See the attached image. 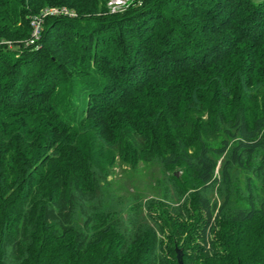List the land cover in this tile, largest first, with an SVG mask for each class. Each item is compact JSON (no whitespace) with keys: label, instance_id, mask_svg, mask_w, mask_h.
<instances>
[{"label":"trees","instance_id":"1","mask_svg":"<svg viewBox=\"0 0 264 264\" xmlns=\"http://www.w3.org/2000/svg\"><path fill=\"white\" fill-rule=\"evenodd\" d=\"M108 1L0 0V264H179L176 248L184 264H264V0H147L93 28L78 19ZM50 6L78 18H46L31 50L30 17ZM62 24L67 40L49 39ZM60 43L91 77H74ZM163 81L158 105L144 102ZM118 107L109 140L98 127ZM114 153L157 163L159 197L117 192ZM180 166L190 183L167 173Z\"/></svg>","mask_w":264,"mask_h":264},{"label":"rangeland","instance_id":"2","mask_svg":"<svg viewBox=\"0 0 264 264\" xmlns=\"http://www.w3.org/2000/svg\"><path fill=\"white\" fill-rule=\"evenodd\" d=\"M232 3V0H226L227 3ZM235 2L234 7L229 8V10L231 9H235L236 5H237V0H233ZM246 1H254V0H246ZM146 2L147 0H109L108 3L106 4V6L102 7L103 9H100L98 11H96L93 14L90 15H80V17L78 18V14L76 13V11L70 9L67 6H50L49 8H66L68 9L70 12H72V15L69 14H60L59 16H68V17H77L78 19H83V22H87L89 24H87V26H89L90 28L94 27V24L101 20L102 18L105 19L107 16L109 15H114V14H120V13H124L125 14V18H128L130 16V13H128L127 10H131L130 12L134 11H138L139 8H143L144 10H146L145 6H146ZM222 8V7H221ZM219 8V9H221ZM225 8H228V6H225ZM228 12V9H226ZM46 11V9L42 10L41 13L32 15L30 18V25H31V36L30 38L27 40L26 42V47H30L32 45H35V48H32L31 50H40L43 46L42 43V36H43V30H44V24L46 21V18L50 17V14H44ZM221 12V10H220ZM241 13V11H240ZM244 13V12H243ZM40 17L42 20V30H41V34L38 40H36L34 43L31 42L32 36H33V26H32V19L34 17ZM65 30L64 31H58V32H53V34L51 35V37L49 39H55L57 37V39L63 40L65 39V41L67 40L66 36H67V28L65 27V24L61 25ZM213 34L216 35V33H213L210 35L211 38H213L214 41H217L219 39L225 40L228 39V37H230L231 35H216L217 37H213ZM234 36H231V39H233ZM60 41L56 42L59 44ZM7 44V43H6ZM57 44V49L60 52L61 50H63L64 54L66 55L67 58V62L69 63L68 67L71 68L74 71V77H76V72L78 70L81 69V72L83 71V73H81L80 77L83 78H88L91 77V73L86 70L88 68L87 64L83 67V66H76L73 65L72 63V55L69 53H65L64 49H70V47H68V45L66 46L63 43H60L61 45ZM10 45V44H9ZM52 45V44H51ZM11 50L15 49V46L13 47H9ZM7 50V49H6ZM22 52H19V54H21ZM224 53V51H223ZM221 57H223V55L221 54ZM238 59V58H237ZM71 61V62H70ZM235 58L230 57L229 55H227V57H225L224 60H219L218 63L224 64V65H230V62H234ZM92 67L97 68L98 67L91 65ZM86 68V69H85ZM204 70V68L202 69ZM155 71V70H154ZM159 71V70H158ZM198 72V73H197ZM203 71H199L198 68H195L194 70V74H202ZM188 77V76H187ZM113 80V79H112ZM190 78H187V81H181L179 83L176 84V86H179L178 88H182V84H184L185 82H187V84H189ZM164 85V81L160 84V83H155L154 85H151L152 87H146V89H149V92L146 91V94L148 97L144 98V102L149 101L151 106H154L155 104L158 105V101H159V97L160 94H162L163 91H159L158 89ZM167 86V85H165ZM241 97V95H239ZM140 99V96H137L135 98H133L131 101H133L135 103V105L138 103V100ZM175 104L178 103V101H180L182 98V96L180 94H177L175 96ZM241 100H243V97L241 98ZM89 102V101H88ZM87 102V103H88ZM226 103H224V101H222V108H225ZM224 106V107H223ZM122 107H118L117 109L113 110L112 113L110 115H112V117H108V122H104L103 124L99 125V130H101L102 132H109L108 129L109 127H111V135L109 136L107 134V138H109V140H114V136L116 134V130L118 129L119 125H122L126 119H123L125 116H123L125 114V110L121 111ZM227 108V107H226ZM231 108V107H230ZM145 109V108H144ZM231 110V109H229ZM145 116L146 119L147 118H152L153 116H156L155 112L152 113L151 110H142L141 111ZM151 115V117L149 116ZM113 117H115V119H113ZM174 121V118L170 117V119L165 118V120H162L161 122H167L166 127L163 128L164 133H162V137L160 138V140H158V145L160 146L162 145L164 135L167 134L168 132V127H171L172 121ZM122 123V124H119ZM125 125V124H124ZM124 127V126H123ZM173 127V126H172ZM107 130V131H106ZM161 133V131H159ZM170 135V131L168 132V136ZM115 157H111L112 160L114 159L113 162V172L112 175H110V179L113 180V187L117 190V192H119L120 194H127V193H135L138 192L140 195H143L145 197H159V194L162 193V187L160 186L159 182L161 181V179L164 177V171L163 169H161V167L157 164V163H153L150 161L145 162L144 160H139L135 165V167L132 166V162H130L128 159H125L124 157H121L119 154L114 153ZM104 161V158H101ZM221 160L222 158L219 159V164L217 167V174L219 175V171H220V167H221ZM167 173L171 174L172 176H175L176 178L180 179L182 182H189L190 178L192 177V175L187 171V169L184 166H180V167H174L171 168L169 171H167ZM246 178V174L242 173L240 175V182L241 185H243L244 183V179ZM190 183V182H189ZM214 198H218L217 194L214 193Z\"/></svg>","mask_w":264,"mask_h":264},{"label":"built area","instance_id":"3","mask_svg":"<svg viewBox=\"0 0 264 264\" xmlns=\"http://www.w3.org/2000/svg\"><path fill=\"white\" fill-rule=\"evenodd\" d=\"M45 13L44 14H50L51 16L52 15H60V14H69V15H72L73 13L70 12L68 9L66 8H62V9H59V8H47L46 11H44ZM32 23V26H33V36H32V39H31V42L34 43L36 40L39 39L40 37V34H41V30H42V20L40 17L36 16L32 19L31 21Z\"/></svg>","mask_w":264,"mask_h":264},{"label":"water","instance_id":"4","mask_svg":"<svg viewBox=\"0 0 264 264\" xmlns=\"http://www.w3.org/2000/svg\"><path fill=\"white\" fill-rule=\"evenodd\" d=\"M176 252H177V260L179 264H184V260H183V249L182 248H176Z\"/></svg>","mask_w":264,"mask_h":264}]
</instances>
